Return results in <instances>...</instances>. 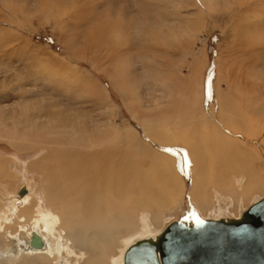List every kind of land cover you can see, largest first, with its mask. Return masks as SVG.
Returning a JSON list of instances; mask_svg holds the SVG:
<instances>
[{
	"label": "rangeland",
	"instance_id": "obj_1",
	"mask_svg": "<svg viewBox=\"0 0 264 264\" xmlns=\"http://www.w3.org/2000/svg\"><path fill=\"white\" fill-rule=\"evenodd\" d=\"M217 93L244 107L257 131L230 132L231 164L219 167L216 184L206 183L216 198L202 211L191 195L192 145L172 134L202 125L201 112L213 118ZM262 123L264 0H0V185L6 182L18 198L31 194L42 207L59 209L47 196L67 192L50 177L55 162L64 168L106 148L145 169L163 154L177 169L180 177H167L170 190L183 183L174 204L126 202L144 209L153 231L173 221L239 216L264 196ZM23 186L28 190L21 196ZM153 190L151 202L165 196V189Z\"/></svg>",
	"mask_w": 264,
	"mask_h": 264
},
{
	"label": "bare ground",
	"instance_id": "obj_2",
	"mask_svg": "<svg viewBox=\"0 0 264 264\" xmlns=\"http://www.w3.org/2000/svg\"><path fill=\"white\" fill-rule=\"evenodd\" d=\"M244 83L242 86H245ZM239 87L241 86L238 85L235 90L241 93ZM227 106L234 109L230 111V117L225 113ZM245 111L247 110H244V107L238 109L236 101L229 99L223 93H217L210 105L213 118L208 120V117L201 112L197 122L200 121L202 125L195 123L196 127L187 129L186 132L176 129L178 135L171 133L174 141L179 140L187 146L192 145L190 155L195 164L196 174L191 195L202 211L209 207L212 198H216L215 194H209V190L205 187L206 183L207 185L210 182L213 183L221 165L229 167L231 164L233 150L229 151V148L233 144L230 139L234 134L230 132L234 133L242 129L255 134L257 131L255 119ZM209 121L212 124H208ZM260 125L264 130V123ZM150 126L152 127V124ZM161 126L160 130H164V126ZM79 156L81 157L68 160L70 163L64 168L55 162L56 165L50 174L54 186L67 191L55 193L51 190L47 195L50 203L60 204L59 209H56V205H51V208L50 206L42 207L40 200H35L31 194L18 198L19 195L14 196L11 193L13 191L5 187L6 182L0 185L2 193L0 206L3 207V209L0 208V264H27L26 262L31 264L33 261H37V264H47L51 260L54 261L52 264H127L125 254L132 246L144 239L156 241L161 236L165 228L162 231H153L147 220L149 218L142 212L144 209L130 208L126 202L131 204V201L135 199L136 206L139 204L140 208L149 206L163 208L176 202V195L184 190L183 183L181 181L177 191L168 189L167 177L173 172L178 175V171L167 157H162L163 154L160 157L156 156L158 157L156 160L151 157L154 165L151 166L149 163L148 169H145V166L143 167L136 160L132 161V158L117 159L111 156L106 148ZM241 156L247 157L245 154ZM224 180L221 181L222 184ZM79 182L84 184L81 185ZM227 182L225 185L233 187L234 190L233 184L230 181L226 184ZM100 187H103V190H100ZM151 187L160 189L159 193H162L161 189H165L166 197L158 195V199L151 202V194L155 193L154 190L151 191ZM76 188L79 190H75ZM211 188L216 192V186L214 189ZM95 189H99L100 192L98 193ZM135 194L138 196L135 197ZM6 195H11L13 198L11 203L3 200ZM238 201H244V199L241 198ZM10 207L12 209L6 215ZM153 214L154 221H159L160 214ZM241 215L234 217L220 215L211 219L230 221L232 218H240ZM181 222L188 226L195 224V222ZM34 234L41 237L42 246H34L32 243Z\"/></svg>",
	"mask_w": 264,
	"mask_h": 264
},
{
	"label": "water",
	"instance_id": "obj_3",
	"mask_svg": "<svg viewBox=\"0 0 264 264\" xmlns=\"http://www.w3.org/2000/svg\"><path fill=\"white\" fill-rule=\"evenodd\" d=\"M26 187H21L20 195ZM34 246L43 240L34 234ZM127 264H264V196L230 221H173L156 241L144 239L125 254Z\"/></svg>",
	"mask_w": 264,
	"mask_h": 264
}]
</instances>
